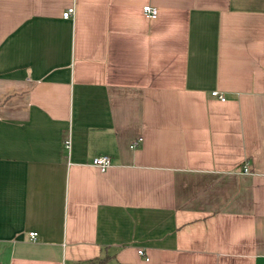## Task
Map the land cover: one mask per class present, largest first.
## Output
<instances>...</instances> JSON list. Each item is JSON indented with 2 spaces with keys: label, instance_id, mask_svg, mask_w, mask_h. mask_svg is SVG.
Masks as SVG:
<instances>
[{
  "label": "crops",
  "instance_id": "crops-1",
  "mask_svg": "<svg viewBox=\"0 0 264 264\" xmlns=\"http://www.w3.org/2000/svg\"><path fill=\"white\" fill-rule=\"evenodd\" d=\"M0 264H264V0H0Z\"/></svg>",
  "mask_w": 264,
  "mask_h": 264
},
{
  "label": "built area",
  "instance_id": "built-area-1",
  "mask_svg": "<svg viewBox=\"0 0 264 264\" xmlns=\"http://www.w3.org/2000/svg\"><path fill=\"white\" fill-rule=\"evenodd\" d=\"M140 10L145 17L152 18L156 15V8L152 5H149V4L141 5ZM72 12H73V8L71 6L66 7L61 12V17H63V18L69 17L72 14ZM210 94L215 96L219 100H223V96L220 93H218L216 90L210 91ZM136 140H133L130 143V146L136 145V143H137ZM91 163H92V165H94L98 169V171H103L107 167V165L109 164V159L106 155H96V156L92 157ZM241 171L242 172L247 171L246 165L241 166ZM27 234H28V236L33 237L35 235V232L34 231H28ZM137 253L140 255H143V252L141 249H137ZM146 258L147 257L144 256V259H146Z\"/></svg>",
  "mask_w": 264,
  "mask_h": 264
}]
</instances>
